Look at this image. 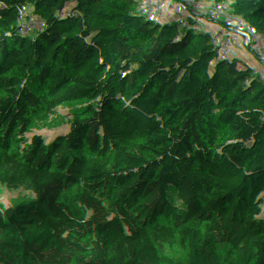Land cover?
I'll return each mask as SVG.
<instances>
[{"label":"trees","instance_id":"obj_1","mask_svg":"<svg viewBox=\"0 0 264 264\" xmlns=\"http://www.w3.org/2000/svg\"><path fill=\"white\" fill-rule=\"evenodd\" d=\"M42 1L57 28L99 52L89 72L107 106L157 129L168 118L264 213V0ZM6 5L0 260L19 258L16 240L32 235L21 264H264V247L209 199L179 192L167 165L96 145L82 72Z\"/></svg>","mask_w":264,"mask_h":264},{"label":"built area","instance_id":"obj_2","mask_svg":"<svg viewBox=\"0 0 264 264\" xmlns=\"http://www.w3.org/2000/svg\"><path fill=\"white\" fill-rule=\"evenodd\" d=\"M30 1L32 3L24 4L7 0L4 14L39 33L44 46L68 65L71 73L81 71L83 101L94 103L97 100L93 95L94 85L87 73L98 62L99 52L88 48L73 31L57 28L41 0ZM107 107L108 113L95 104L90 108L99 148L115 155L131 153L139 161L167 165L179 192L194 194L201 200L209 199L212 206L225 216L233 233L264 247V213L249 208L246 196L233 188V177L228 169L218 165L200 148L191 146L188 134L177 131L168 118L157 129L145 126L139 118L125 113L118 105L111 103ZM5 159L6 154L0 149V162ZM204 186L214 189L221 199L207 196ZM226 202L234 205L232 208L239 218H230Z\"/></svg>","mask_w":264,"mask_h":264},{"label":"rangeland","instance_id":"obj_3","mask_svg":"<svg viewBox=\"0 0 264 264\" xmlns=\"http://www.w3.org/2000/svg\"><path fill=\"white\" fill-rule=\"evenodd\" d=\"M20 3H24V4H29L30 0H18ZM88 79L90 82H92V74L89 72L87 73ZM93 95L94 98L97 99L94 104H99L100 107H102L103 109L106 110V112H109V109L107 107V105L104 102V99L101 95V92L99 91L98 88L94 87L93 89ZM49 125L53 123V120H49L47 122ZM120 126H122V123H119ZM32 138V135H28L26 137V140L29 141ZM164 154V153H163ZM226 211L227 213H229L230 211V207L228 205H225ZM230 218L234 219L235 216L234 215H230ZM34 236L32 235H25L23 237H20L16 240V251L19 254V258L14 259V260H0V264H21V263H25L28 260V255L27 252L30 248V244H31V240Z\"/></svg>","mask_w":264,"mask_h":264},{"label":"crops","instance_id":"obj_4","mask_svg":"<svg viewBox=\"0 0 264 264\" xmlns=\"http://www.w3.org/2000/svg\"><path fill=\"white\" fill-rule=\"evenodd\" d=\"M30 3H32L31 1H30ZM83 84H84V82H83ZM83 86V85H82ZM97 103V102H96ZM95 103V104H96ZM96 105H99V104H96ZM205 187V190H206V192H207V196H209V197H213V198H215V199H221L220 198V196L215 192V190L214 189H211V188H208L207 186H204ZM227 203V202H226ZM227 205L230 207V215H234L235 216V219L236 218H239V214L238 213H236L235 211H234V209L232 208L234 205H231L230 203H227Z\"/></svg>","mask_w":264,"mask_h":264},{"label":"water","instance_id":"obj_5","mask_svg":"<svg viewBox=\"0 0 264 264\" xmlns=\"http://www.w3.org/2000/svg\"><path fill=\"white\" fill-rule=\"evenodd\" d=\"M42 1V0H41ZM43 2V1H42ZM44 3V2H43Z\"/></svg>","mask_w":264,"mask_h":264}]
</instances>
